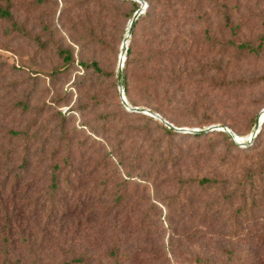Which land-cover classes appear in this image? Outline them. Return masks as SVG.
Segmentation results:
<instances>
[{
    "label": "rangeland",
    "instance_id": "374dc122",
    "mask_svg": "<svg viewBox=\"0 0 264 264\" xmlns=\"http://www.w3.org/2000/svg\"><path fill=\"white\" fill-rule=\"evenodd\" d=\"M42 2L0 0V7L11 6L28 34H44L41 23L48 22L55 40L69 45L62 28L54 29L61 0ZM174 2L181 21L178 27L169 25L170 41L178 36L181 48L205 68L200 73L191 63L196 75L187 80L179 102L172 105L163 94L150 97L142 89L141 69L136 67L130 75L136 106L158 113L178 128L227 122L229 126H224L247 142L255 128L252 118L264 108V0ZM196 9L202 18L197 23ZM127 11L129 6L116 23L113 51L103 55L105 66L117 72L133 18L125 16ZM92 52L90 48L85 58L89 60ZM60 65L54 51L40 50L33 37L0 20V184H6L0 186V264H57L82 254L95 257L90 264H117L107 257L113 248L132 252L123 264H264V245L243 237V222L235 223L242 207L238 199L230 197L213 215L210 204L216 208L220 196L214 187L198 194L191 208L181 213L172 201L176 183L152 180L146 162L133 168L137 151L148 159L154 146L163 149L173 143L175 149L194 157L184 155L171 177L181 169L187 176L222 178L229 181L226 190L230 191L243 168L256 158L251 145L244 147L231 138L237 148L217 131L194 138L182 137L186 132L173 128L178 135L170 139L165 126L170 127L160 118L123 104L128 113L105 133H92L87 116L71 114L66 121L68 129L76 127L69 144L75 176L58 166L66 151L57 142L64 135L59 114H68L77 99L73 82L82 71L76 64L71 73L48 75ZM109 93L122 103L118 80ZM256 143L263 152L264 134ZM24 156L30 165L19 183H13Z\"/></svg>",
    "mask_w": 264,
    "mask_h": 264
},
{
    "label": "trees",
    "instance_id": "16d2710c",
    "mask_svg": "<svg viewBox=\"0 0 264 264\" xmlns=\"http://www.w3.org/2000/svg\"><path fill=\"white\" fill-rule=\"evenodd\" d=\"M42 1L45 4L49 2V0ZM146 1L148 7L139 15L133 26L124 67L122 68L124 93L131 105H138V101L134 99L132 94L130 75L136 67H139L141 69L140 84L142 89L149 93L150 97L153 93L163 94L169 104H177L183 92V85L193 75H196L193 73V67L190 66L191 63L201 69L200 73L205 66L199 64L193 53L191 54L188 50L181 48V44L177 40L178 36L170 41L168 36L170 32L169 25L173 23L178 27L181 21L176 8H174V0ZM61 3L62 6L57 14L58 26H55L54 29L62 28L70 43L67 46L55 40L54 32L48 22L41 23V25L43 24L42 32L44 34L35 36L28 34L25 25L18 24L14 18L11 6L0 7V20H6L19 32L33 37L40 50H52L56 53L61 59V65L52 68L48 75L56 78L58 75L71 73L76 64L81 68L82 73H78V78L73 82V88L78 94L77 99L69 107L68 114H59L62 125L61 131L64 135L57 142L58 148L64 144L66 151L61 161L62 164H58V166L61 168L67 167L76 176L75 160L72 156V150L69 148L70 136L75 134L76 127H73L72 130L68 129L66 121H68L71 114L87 116L86 125L90 127L92 133L100 130L105 133L109 131L111 125H115L123 118L124 113H128L120 99H114L110 96L109 89L116 87L118 72L109 70L105 66L107 58H104L103 55L114 49L116 44L114 41L115 26L122 17L123 9L129 6V11L124 14L132 18L141 4L135 0H61ZM57 6H59L58 2ZM193 12L194 22H201L200 11L196 9ZM225 16L226 20L230 21L227 13ZM250 46V44H244L245 48ZM90 48L93 49V52L88 60L85 58V53ZM118 106L121 109H118ZM95 111L98 113L94 117L92 114ZM257 117V114L253 116L251 128L255 126ZM223 124L229 126L227 122H223ZM165 129L170 139L174 135H178V132L173 128L165 126ZM214 131L225 136L229 139L231 145L238 148V144L231 139L227 132ZM263 132L264 122L256 136V140L264 134ZM189 135L194 138H202L208 134L187 132L181 134L182 137ZM255 141L250 147L253 150L252 152H256L254 154L256 158L250 160L252 161L250 166L243 168L241 177L236 180L235 186L230 191L226 190V184L229 181L222 178H210L204 175L187 176L182 173L181 169L179 174H175V178L171 177L170 173L176 171L181 162L185 160L184 155L194 157L193 153L188 151L186 153L181 148L175 149L173 143L163 146V149H161L160 144L154 146L148 159L137 151L133 168L138 169L139 164L142 165L146 162L148 163L147 173L152 176V180H158L161 183H176L177 191L172 195V201L177 203L181 213L184 212L186 207L191 208L192 200L198 194L203 196L207 190L214 187L217 189L216 193L220 196L217 197L218 204L216 208L213 207V203L210 204L213 215L219 214V209L225 205V201L230 197L238 199L242 207L235 214V223L242 225L243 222L246 232L242 236L247 237L254 244L264 245V151H259L261 145L260 143L255 144ZM26 143L30 144L27 140ZM24 147L28 149L27 144H24ZM210 151L212 152V148ZM54 152L56 153L57 150H54ZM10 155L11 153H7L6 158H9ZM29 165L28 157L24 156L18 166V171L14 177L15 182L13 183H19L22 173L28 169ZM0 186L5 187V182L1 183ZM131 253H122L120 248H113L107 257L114 259L117 264H123L128 261ZM94 259V256H84L82 254L79 257L65 259L57 264H90Z\"/></svg>",
    "mask_w": 264,
    "mask_h": 264
},
{
    "label": "water",
    "instance_id": "95a60500",
    "mask_svg": "<svg viewBox=\"0 0 264 264\" xmlns=\"http://www.w3.org/2000/svg\"><path fill=\"white\" fill-rule=\"evenodd\" d=\"M135 1L140 2L141 6L134 13L133 18L131 19L129 26L126 29V34H125V37H124L123 43H122V54H121V58H120V65L118 68V85H119V89H120V95H121L122 103L127 107L128 110L140 111V112L142 111V112H146L150 115L156 116V117L160 118L163 122H165L170 128H174V129L182 131V132L206 133V132H210V131H214V130H220V131L227 132L231 136V138H233L234 141H236L237 143H239L240 145H242L244 147L252 145V143L256 139L257 134L260 132L262 125H263V122H264V117L261 116V113L264 114V108L262 109L259 117L257 118V122L255 124L254 130L247 137V142H245L244 138H242V137L239 138L236 133H234L229 127L224 126V125H211V126L206 127V128H186V127L178 128V127L174 126L172 123H170L169 121H167L166 119L162 118L158 113L152 112L150 109L141 108L138 106H131L129 104V102L125 96L124 88H123V84H122V67H123V63L125 60V54H126L127 48H128V40H129V37L131 36L133 26H134L136 20L138 19L139 15L145 11V7H146V2L144 0H135Z\"/></svg>",
    "mask_w": 264,
    "mask_h": 264
},
{
    "label": "bare ground",
    "instance_id": "6f19581e",
    "mask_svg": "<svg viewBox=\"0 0 264 264\" xmlns=\"http://www.w3.org/2000/svg\"><path fill=\"white\" fill-rule=\"evenodd\" d=\"M124 61H125V60H124ZM119 62H120V60H119ZM263 115H264V114H263V113H261V116H262V117H263ZM237 136H238V135H237ZM238 137H239V136H238ZM239 138H240V137H239Z\"/></svg>",
    "mask_w": 264,
    "mask_h": 264
}]
</instances>
